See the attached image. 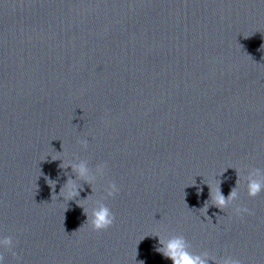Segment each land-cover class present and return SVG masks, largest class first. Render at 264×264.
I'll list each match as a JSON object with an SVG mask.
<instances>
[{"label": "water", "instance_id": "1", "mask_svg": "<svg viewBox=\"0 0 264 264\" xmlns=\"http://www.w3.org/2000/svg\"><path fill=\"white\" fill-rule=\"evenodd\" d=\"M68 162L95 176L73 201ZM256 169L264 0H0L4 264H172L155 248L177 236L209 264H264ZM217 186L238 194L224 211ZM95 202L116 216L105 231L88 224Z\"/></svg>", "mask_w": 264, "mask_h": 264}, {"label": "clouds", "instance_id": "2", "mask_svg": "<svg viewBox=\"0 0 264 264\" xmlns=\"http://www.w3.org/2000/svg\"><path fill=\"white\" fill-rule=\"evenodd\" d=\"M80 143L85 149H87V140H81ZM60 167H70L75 176V179H73V175L68 176V179L66 180L59 193V195H63L64 198H66L68 201L76 200V198L80 196V192L83 190V185L76 183L77 178L83 180L89 185H91V182L95 179V176L90 175L87 164L83 162L78 165L72 164L71 162H68L67 164L62 163ZM106 168L107 164H103L102 166H99L97 168V172L103 175ZM260 175V169H256L249 174L247 183V192L249 197L255 198L261 192H264V179L257 178ZM49 181L52 180L47 179V182L50 185ZM105 191L107 192L108 197H114L119 193V188L115 182H112L108 185ZM210 197L213 200V206L220 209L221 211H224L225 209L233 205V203L238 199V194L237 191L233 189L229 196L225 197V195L222 193V190L217 186L215 191L210 188ZM89 198L90 197L86 199ZM203 210L207 214V206H205ZM85 212L87 213V209H85ZM234 213L241 218L246 213L251 214L250 210L247 207L241 206H236L234 209ZM115 220V214L105 203H100L97 206L95 202V205L91 207V216L88 224L93 231H105L114 225ZM160 244L162 245V247L155 248V251L162 253V255L166 259H170L172 261V264H209V261H215V258L209 257L207 254L201 256L190 252L188 250L187 241L182 236L174 237L168 240L166 244H164V242L161 240ZM0 246H3L5 249L11 250L14 247L13 238L11 236L4 237L3 240H0ZM13 254L15 255V253ZM0 264H4L3 254H0ZM139 264H145V262L141 260L139 261ZM219 264H242V262L239 259L228 256L221 259L219 261Z\"/></svg>", "mask_w": 264, "mask_h": 264}]
</instances>
